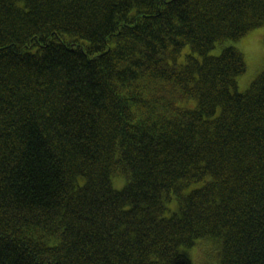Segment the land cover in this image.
Listing matches in <instances>:
<instances>
[{"label":"trees","instance_id":"obj_1","mask_svg":"<svg viewBox=\"0 0 264 264\" xmlns=\"http://www.w3.org/2000/svg\"><path fill=\"white\" fill-rule=\"evenodd\" d=\"M260 27L264 0H0V264H264L233 43Z\"/></svg>","mask_w":264,"mask_h":264},{"label":"rangeland","instance_id":"obj_2","mask_svg":"<svg viewBox=\"0 0 264 264\" xmlns=\"http://www.w3.org/2000/svg\"><path fill=\"white\" fill-rule=\"evenodd\" d=\"M233 43L243 53L247 64V70L240 77L238 84V89L245 91L252 80L264 69V27L249 32L242 39ZM219 51L220 47L213 53ZM182 251L186 252L187 249H182ZM190 252L196 258L203 256L202 249L199 247L191 249Z\"/></svg>","mask_w":264,"mask_h":264}]
</instances>
